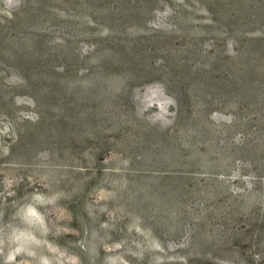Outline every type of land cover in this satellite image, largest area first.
<instances>
[{
    "label": "rangeland",
    "instance_id": "374dc122",
    "mask_svg": "<svg viewBox=\"0 0 264 264\" xmlns=\"http://www.w3.org/2000/svg\"><path fill=\"white\" fill-rule=\"evenodd\" d=\"M19 1L0 0V25ZM199 1L138 0L152 12L131 25L130 39L172 52L197 42L211 25ZM63 11L35 30L79 58L68 74L54 67L74 88L49 114L19 72L0 64V264H264V155L243 152L247 139L260 141L244 128L248 110L209 99L207 139L176 145L173 93L157 72L172 62L156 56L134 78L97 65L106 24ZM204 40L213 52L216 38ZM191 97L187 108L199 115Z\"/></svg>",
    "mask_w": 264,
    "mask_h": 264
},
{
    "label": "trees",
    "instance_id": "16d2710c",
    "mask_svg": "<svg viewBox=\"0 0 264 264\" xmlns=\"http://www.w3.org/2000/svg\"><path fill=\"white\" fill-rule=\"evenodd\" d=\"M138 3V0H21L18 2L19 7L13 9V20L0 25V50L3 52L0 64L19 72L23 88L34 95L36 106L43 105V114H49L48 110L56 106L54 102L58 95L69 94L74 88L72 81L67 78L60 82V73L54 67L59 64L61 72L68 74L72 60L79 58L73 55L72 48L57 49L51 44L53 38L50 35L39 34L35 30L45 21L49 25L55 23V9L64 10V14L68 12L72 19L78 16L88 19L90 16L95 22L103 21L107 26L106 46L93 54L97 65L99 63L107 69L113 67L116 72L121 70L124 75L134 78L136 71L144 64L153 62L156 56H166V65L172 62L169 67L164 65L157 72L167 80L173 93V104L178 114V134L174 139L176 145L184 140L191 146L197 141L204 142L208 136L205 115L209 111L206 107L212 104L209 99L217 102L223 99L238 114L248 110V122L244 128L260 141L254 145L247 139L243 152L248 156L262 157L264 33L250 31L258 26L264 27V0H200L199 5L208 14L211 25L201 28L197 42L183 44L173 52L165 43L147 46L136 44L130 39L133 36L131 31H134L131 25L140 21L141 14L144 19L152 12ZM58 4L62 8H58ZM185 19H189L188 15L182 12L178 29L187 37L190 25ZM72 22L68 21V25ZM82 25L87 29L88 21ZM27 30L30 32L27 33ZM21 31L25 32L27 39L20 38ZM209 36L216 38L211 53L202 49L206 41L203 42V39ZM227 43L236 50L234 54H225ZM148 51L149 57L146 54ZM171 52L174 56H170ZM61 83L65 85L61 86ZM190 97L202 105L203 110L199 115H194L187 108ZM158 140L163 142L162 134ZM216 143L213 144L215 149L218 148Z\"/></svg>",
    "mask_w": 264,
    "mask_h": 264
}]
</instances>
